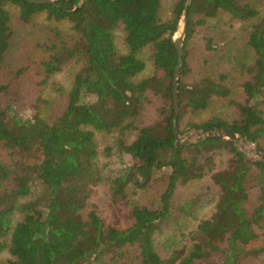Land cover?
I'll return each instance as SVG.
<instances>
[{
	"label": "trees",
	"instance_id": "obj_1",
	"mask_svg": "<svg viewBox=\"0 0 264 264\" xmlns=\"http://www.w3.org/2000/svg\"><path fill=\"white\" fill-rule=\"evenodd\" d=\"M187 1L166 14L164 0H0V73L24 80L0 79V264H245L264 254V161L232 139L177 145L174 35ZM145 48L153 70L140 76ZM65 70L68 89L55 80ZM213 105L226 112L195 118ZM183 123L230 128L264 152V0L191 1L181 132ZM98 133L112 138L106 155L132 157L115 177L99 165ZM100 183L128 224L108 223L91 201ZM206 203L212 212L200 216Z\"/></svg>",
	"mask_w": 264,
	"mask_h": 264
},
{
	"label": "rangeland",
	"instance_id": "obj_2",
	"mask_svg": "<svg viewBox=\"0 0 264 264\" xmlns=\"http://www.w3.org/2000/svg\"><path fill=\"white\" fill-rule=\"evenodd\" d=\"M174 0H164V7L166 9V14H168L170 6L172 4ZM15 13L17 12V10H13ZM44 18V16H40V18L38 19V21H41ZM236 27H238V24L236 25ZM37 28V27H36ZM182 28L181 25L179 27V31L176 33V35H178L179 33H181ZM206 27L203 26H198L197 28V39L200 40V42H204V37L206 36ZM235 35H238L235 32ZM117 45L120 51L124 52L125 49V44L123 42V34L121 32H118V37H117ZM200 47H202L201 45H199ZM197 50H199L197 48ZM143 55L144 58L148 59V67L147 69L141 73L140 76H144L147 75L148 73H150L153 70V64L151 62V48H145L143 50V52L141 53ZM18 65H15L13 68L17 69ZM9 70V69H7ZM5 72H1L0 73V79L2 81H10L13 85L11 86V88L20 85L24 82L23 77H15L16 76V72L14 70H10L9 74H7L6 76ZM55 80L57 82L60 83V85H63L65 87V89H68L70 84H71V80H72V76H71V72L69 70H65L63 72H60L56 77ZM87 101H92L94 100V96H87L85 98ZM19 108V106H18ZM25 108V107H24ZM214 108V109H213ZM213 109V110H211ZM210 110H208L205 113L200 114L198 117H195L197 120H203L208 118L213 112H221V113H225L226 109L223 106H219L217 108L213 107ZM22 114H25L26 116L30 117L32 116V111L31 109H29L28 107H26L25 109L21 110ZM153 117H156L158 115L157 109L152 111ZM183 129L184 131L181 132L180 131V138L181 141H186V139L193 133V130L191 129H185V123H183ZM179 128V127H178ZM98 141H99V146H100V153L98 156V161H99V165L101 166V169L103 170V173L106 177L108 176H112L115 177L125 166H128L129 164H133V160L132 157L127 154V153H123L121 152L120 154L117 152H113V154L111 155H106L105 151H104V147L105 144L107 142H111L112 138L110 136H106L103 133H98L97 135ZM243 144L245 145V148L247 149L246 154L249 158L255 160V159H259V157L255 154L254 149L257 147L255 143H252L250 141H246L245 139L242 140ZM238 145V144H237ZM240 147V145H239ZM241 149V147H240ZM0 156L1 157H5V151L3 149L0 148ZM39 160V155L38 152H34V156L31 158V161L33 162H38ZM40 188V187H39ZM38 188L39 191H41ZM109 190V185L106 183H100L97 186L94 187V190L92 192V198L91 201L95 204H97L99 206V211H101V214L103 215V217L106 219V221L108 223H115V224H120V225H126L130 222L131 217L128 214L127 210H118L115 208H112L110 206V196L108 193ZM212 212V207L209 203H206L204 208L200 210V216L203 215H209ZM193 224L191 225L190 229H194L196 228V220H193ZM251 247H255V245H251ZM258 247V246H257ZM8 255L6 253H3L1 255V257L6 258ZM244 263L245 264H264V254H255L253 252H251V254H249L248 256H246V258L244 259Z\"/></svg>",
	"mask_w": 264,
	"mask_h": 264
},
{
	"label": "water",
	"instance_id": "obj_3",
	"mask_svg": "<svg viewBox=\"0 0 264 264\" xmlns=\"http://www.w3.org/2000/svg\"><path fill=\"white\" fill-rule=\"evenodd\" d=\"M29 3L33 4H46V3H54L57 0H25ZM111 1H117V0H111ZM192 0L187 1V5L183 11L182 17L179 22V27L181 25L182 31L178 35L175 33L174 35V44L176 46V49L179 53V63L178 66L174 72L173 77V107H174V119H173V125H174V132L177 139V145H181L185 143L186 141L190 142H196L200 138H226V139H232L235 141L236 144L240 145L241 150L247 151L245 148V145L243 144L242 140L244 139L240 133L224 127V126H218L211 129H194L193 133L186 139V141H181L180 138V131L178 128V117H179V79H180V72L182 67V58L184 55V41L185 36L187 32V26H188V7L190 6ZM80 4L77 6L79 7ZM76 7V8H77ZM255 154L259 157V159L264 161V152L258 149L257 147L254 149Z\"/></svg>",
	"mask_w": 264,
	"mask_h": 264
}]
</instances>
